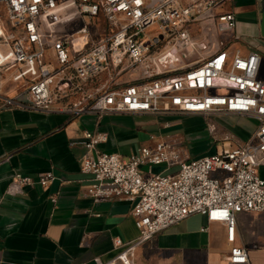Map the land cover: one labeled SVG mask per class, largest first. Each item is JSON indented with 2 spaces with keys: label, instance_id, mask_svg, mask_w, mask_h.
I'll list each match as a JSON object with an SVG mask.
<instances>
[{
  "label": "built area",
  "instance_id": "obj_1",
  "mask_svg": "<svg viewBox=\"0 0 264 264\" xmlns=\"http://www.w3.org/2000/svg\"><path fill=\"white\" fill-rule=\"evenodd\" d=\"M230 1L0 0V110L92 114L96 124L110 114L201 115L222 143L190 159L179 137L151 133L123 157L99 148L106 133L85 130L78 162L86 193L94 201H130L138 230L134 240L114 238V259L96 264H133L137 244L195 213L225 226L230 263H249L234 243L235 216L264 210V51L234 36ZM188 56L196 57L178 67ZM4 80L12 94L1 91ZM220 115L256 125L236 141L218 132L212 117ZM157 164L166 167L143 169ZM55 178L47 170L37 182L47 187ZM32 183L17 172L7 192Z\"/></svg>",
  "mask_w": 264,
  "mask_h": 264
},
{
  "label": "crops",
  "instance_id": "obj_2",
  "mask_svg": "<svg viewBox=\"0 0 264 264\" xmlns=\"http://www.w3.org/2000/svg\"><path fill=\"white\" fill-rule=\"evenodd\" d=\"M233 1L234 36L237 32L245 34L246 42L264 51L259 0ZM13 90L14 86L4 80L1 91L12 94ZM61 114L66 113L0 110V264H96L95 258L106 262L120 250L114 247V238L128 242L138 236L130 201H94L86 193L88 176L80 171L78 162L84 151L83 132L106 133L107 139L99 146L127 157L146 144L154 132H148L145 142L128 148L123 137L128 129L114 123L104 128L106 118L133 119L146 131L156 127L161 132L155 134L162 135L168 134L162 130L173 123L157 125V116L151 114H110L98 124L92 114L58 119ZM253 121L247 130L238 125L242 131L239 134L249 136L256 125ZM230 134L236 141L248 138ZM174 136L183 144L180 136ZM47 170H52L56 178L42 187L37 182L38 174ZM17 172L30 176L33 183L8 193ZM258 174L264 179V165L259 166ZM235 217L234 243L245 248L248 264H264V210L239 212ZM153 245L138 244L131 256L133 264H232L227 260L231 245L225 239V226L207 222L198 213L160 232ZM115 264L122 262L117 260Z\"/></svg>",
  "mask_w": 264,
  "mask_h": 264
},
{
  "label": "rangeland",
  "instance_id": "obj_3",
  "mask_svg": "<svg viewBox=\"0 0 264 264\" xmlns=\"http://www.w3.org/2000/svg\"><path fill=\"white\" fill-rule=\"evenodd\" d=\"M235 5V1L231 0L227 3L228 8H233ZM2 24L5 26V23H8V20L6 17H4L1 20ZM248 26V25H247ZM6 29V28H5ZM8 30V29H6ZM153 32H151L152 34ZM237 39L245 41L247 36L245 34H239L237 32ZM246 36V37H245ZM196 56H188L187 58H183L178 64V67L185 68L186 66L191 64V61L195 59ZM45 114V113H41ZM50 115V114H49ZM52 116V115H50ZM58 119H66L68 118V114H61L57 116ZM218 125L220 126V130L218 132H229L238 134L240 137L246 138L247 134H239L242 131H239L237 126H241L244 129H250L254 121L250 119H241L239 117L230 116V115H220V116H214L212 117ZM157 125H161L165 121L172 122L173 124L170 126H167L162 130L164 133H168L169 135H178L183 139V148L185 149V154H187V157L190 159H194L206 154L214 153L216 149H220L222 146V143L220 141L215 142L212 138V134L209 131V128L207 126V123L203 116L201 115H191V114H167V115H158L156 117ZM137 121L135 120H122L117 117H108L106 118L105 122L103 123V127L106 128L108 125L111 124H117L121 126H125L126 129H128V132L124 134V144L129 148L131 145H137L145 142L147 140V134L148 132H154L159 133L160 130H157L156 127L150 128V130H147L144 128L139 127L136 125ZM225 145L228 143L225 142ZM101 147V148H100ZM100 149L108 150L103 147V145L99 146ZM166 167L165 164H157V165H146L144 166V170L149 169L151 172L158 173L164 170ZM178 168L173 167L170 169V171L176 170ZM163 232V231H161ZM160 233V232H159ZM155 234L154 236L150 237L144 242H141L139 244H145V245H151L153 248V244L155 241L156 236L159 234ZM138 245V244H137ZM136 245V246H137ZM135 246V247H136Z\"/></svg>",
  "mask_w": 264,
  "mask_h": 264
},
{
  "label": "water",
  "instance_id": "obj_4",
  "mask_svg": "<svg viewBox=\"0 0 264 264\" xmlns=\"http://www.w3.org/2000/svg\"><path fill=\"white\" fill-rule=\"evenodd\" d=\"M259 10H260V32L261 35L264 37V0H259Z\"/></svg>",
  "mask_w": 264,
  "mask_h": 264
},
{
  "label": "bare ground",
  "instance_id": "obj_5",
  "mask_svg": "<svg viewBox=\"0 0 264 264\" xmlns=\"http://www.w3.org/2000/svg\"><path fill=\"white\" fill-rule=\"evenodd\" d=\"M187 49H190V46H188V48Z\"/></svg>",
  "mask_w": 264,
  "mask_h": 264
}]
</instances>
